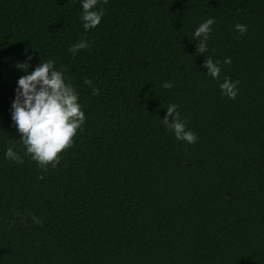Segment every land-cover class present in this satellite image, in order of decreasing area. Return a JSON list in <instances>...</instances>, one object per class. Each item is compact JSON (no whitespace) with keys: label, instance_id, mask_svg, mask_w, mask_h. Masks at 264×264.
<instances>
[{"label":"trees","instance_id":"obj_1","mask_svg":"<svg viewBox=\"0 0 264 264\" xmlns=\"http://www.w3.org/2000/svg\"><path fill=\"white\" fill-rule=\"evenodd\" d=\"M98 7L85 32L80 0H0V264H264V0ZM208 18L200 55L192 34ZM81 40L91 47L73 57ZM29 56V72L40 59L64 69L86 116L47 171L11 120ZM206 56L231 57L219 82L239 81L235 100L206 75ZM170 104L195 144L166 130ZM13 144L23 164L4 158Z\"/></svg>","mask_w":264,"mask_h":264},{"label":"clouds","instance_id":"obj_2","mask_svg":"<svg viewBox=\"0 0 264 264\" xmlns=\"http://www.w3.org/2000/svg\"><path fill=\"white\" fill-rule=\"evenodd\" d=\"M101 0H80L82 14L80 19L85 32L100 25L105 10L98 7ZM106 4L108 0H103ZM215 18H208L202 22L193 32L192 41L195 43V52L200 55L208 51V40L213 31ZM235 30L241 35L247 32V25L236 24ZM91 47V42L81 40L73 44L68 51L73 57L81 50ZM32 57L29 56L23 62H17L16 67L26 74L17 80L15 97L11 104V120L16 131L20 134L19 140L24 148V155L30 156L39 168L47 171L51 165L55 169L61 161L60 153L71 147L74 137L85 123L86 116L80 104L79 93L68 82L63 68L57 69L52 59L42 60L34 70L28 71ZM231 57H225L223 61L213 60L206 56L202 67L207 69V76L219 82L221 64L230 65ZM205 74V73H204ZM84 83L92 87V94L99 95V89L92 86L90 79ZM239 81H233L228 77L218 83L221 95L235 100L238 95ZM171 81L164 82L162 87L171 89ZM162 123L167 131L173 133L178 141L187 144H195L199 137L193 131L187 129L184 120L176 104H170L166 108V115ZM15 145L5 150L4 158L16 164H23V157L19 151H14ZM43 179V177H40Z\"/></svg>","mask_w":264,"mask_h":264}]
</instances>
